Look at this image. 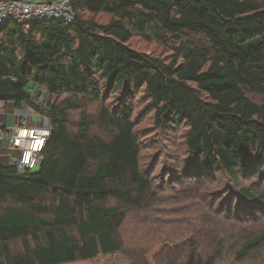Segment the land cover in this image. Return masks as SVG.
Segmentation results:
<instances>
[{
	"label": "trees",
	"instance_id": "1",
	"mask_svg": "<svg viewBox=\"0 0 264 264\" xmlns=\"http://www.w3.org/2000/svg\"><path fill=\"white\" fill-rule=\"evenodd\" d=\"M73 8V23L0 25V101L45 114L51 127L36 171L0 164V264H66L124 250L129 216L153 211L159 198L135 123L107 103L117 91L144 89L162 128L187 125L185 162L202 170L189 176L264 175V101L251 96L264 95L263 3L75 0ZM135 34L173 46L174 55L136 49ZM32 85L62 98L43 108ZM90 102L100 104L97 114L86 110ZM73 110L81 113L72 129ZM240 196L264 202V189ZM235 239L192 244L182 258L163 244L127 255L132 264H221L264 254V230Z\"/></svg>",
	"mask_w": 264,
	"mask_h": 264
},
{
	"label": "rangeland",
	"instance_id": "2",
	"mask_svg": "<svg viewBox=\"0 0 264 264\" xmlns=\"http://www.w3.org/2000/svg\"><path fill=\"white\" fill-rule=\"evenodd\" d=\"M257 1L264 4V0ZM131 44L138 50L162 58L174 55L173 46L138 34L134 35ZM28 90L43 108L62 98L50 94L43 86L32 85ZM251 96L258 102L264 101V95L254 93ZM107 103L112 111L129 113L134 121L141 144L142 166L152 174L159 200L155 206L152 205L153 211L146 208L129 216L121 229L124 250L66 264H132V259L127 255L129 249L158 248L161 244L170 250L172 257L182 258L192 244L205 247L212 240L220 241L222 238L234 243V237L237 239L241 234L264 230V202L246 200L240 196L242 188L264 189V175H243L237 182L223 171H213L210 178L189 176V173L198 174L202 170L196 165L191 169L185 162L188 156L184 144L187 125L167 130L155 124L154 111L149 106L144 89H136L128 96L117 91ZM127 103H131L132 109L126 106ZM99 109L100 104L96 102L86 105V110L91 114H97ZM80 113V110L71 112L70 128L76 126ZM11 116L14 117L15 113ZM36 118L38 120L39 117ZM45 121L43 119V123H47ZM43 123H39L41 127L45 126ZM47 125L49 129L46 133L51 128L49 123ZM97 131L105 134L100 127ZM39 167L36 165L32 170L36 171ZM44 200L49 201L50 197ZM255 256L258 258L241 260L242 256L230 255L219 260V263L264 264V254Z\"/></svg>",
	"mask_w": 264,
	"mask_h": 264
},
{
	"label": "built area",
	"instance_id": "3",
	"mask_svg": "<svg viewBox=\"0 0 264 264\" xmlns=\"http://www.w3.org/2000/svg\"><path fill=\"white\" fill-rule=\"evenodd\" d=\"M74 2L75 0H0V25L12 21L33 22L42 19L73 23ZM15 122L12 128L0 123V143L6 139L11 148H24L30 144V148L24 149V154L15 159L14 164L22 171L32 170L36 165L39 167L41 151L50 132L46 133L45 128L28 127L24 118L16 119ZM38 140L39 145H36Z\"/></svg>",
	"mask_w": 264,
	"mask_h": 264
},
{
	"label": "crops",
	"instance_id": "4",
	"mask_svg": "<svg viewBox=\"0 0 264 264\" xmlns=\"http://www.w3.org/2000/svg\"><path fill=\"white\" fill-rule=\"evenodd\" d=\"M12 113H15V116L12 117ZM39 117L38 120H36ZM24 118L27 120V126L31 128H45L49 129L47 123H43V119L46 120L44 116L35 112L28 106L17 107L13 101L3 102L0 101V123L6 125L7 127H13L16 123V119ZM41 120V121H39ZM42 122L45 126L41 127L39 124ZM46 122V121H45ZM48 132H50L48 130ZM41 133V132H40ZM30 148V144H27L24 148H11L9 141L4 139L0 143V163L1 165H10L14 163L15 159L18 156L24 154V149ZM26 153V152H25Z\"/></svg>",
	"mask_w": 264,
	"mask_h": 264
},
{
	"label": "bare ground",
	"instance_id": "5",
	"mask_svg": "<svg viewBox=\"0 0 264 264\" xmlns=\"http://www.w3.org/2000/svg\"><path fill=\"white\" fill-rule=\"evenodd\" d=\"M36 145H39V140L37 141Z\"/></svg>",
	"mask_w": 264,
	"mask_h": 264
},
{
	"label": "water",
	"instance_id": "6",
	"mask_svg": "<svg viewBox=\"0 0 264 264\" xmlns=\"http://www.w3.org/2000/svg\"><path fill=\"white\" fill-rule=\"evenodd\" d=\"M46 122H47V124H48V118H46Z\"/></svg>",
	"mask_w": 264,
	"mask_h": 264
}]
</instances>
